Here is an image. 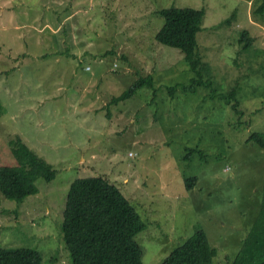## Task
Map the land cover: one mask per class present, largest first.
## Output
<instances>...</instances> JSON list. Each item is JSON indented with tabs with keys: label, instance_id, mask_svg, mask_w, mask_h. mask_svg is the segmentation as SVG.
Returning a JSON list of instances; mask_svg holds the SVG:
<instances>
[{
	"label": "rangeland",
	"instance_id": "1",
	"mask_svg": "<svg viewBox=\"0 0 264 264\" xmlns=\"http://www.w3.org/2000/svg\"><path fill=\"white\" fill-rule=\"evenodd\" d=\"M262 1L0 0V166L17 164L21 141L55 171L20 203L0 192V247L72 264L61 230L69 186L103 177L146 223L144 264L200 229L213 264H229L263 206L264 150L247 141L264 134ZM171 7L205 10L198 52L211 72L194 91L183 89L197 77L182 51L155 39ZM147 76L152 87L110 104Z\"/></svg>",
	"mask_w": 264,
	"mask_h": 264
},
{
	"label": "trees",
	"instance_id": "2",
	"mask_svg": "<svg viewBox=\"0 0 264 264\" xmlns=\"http://www.w3.org/2000/svg\"><path fill=\"white\" fill-rule=\"evenodd\" d=\"M254 13L264 15V0ZM164 24L155 35L161 44L179 48L197 78L191 80L185 91L203 86V71L210 74L209 64L198 52V34L203 30L205 10L166 8L159 10ZM226 20L223 23H226ZM246 35L242 32L241 37ZM241 39H244L243 37ZM245 46L248 43L245 42ZM152 77L136 80L122 95L110 104L118 105L132 99L144 87H152ZM177 87L169 88L174 94ZM237 102L234 91L227 96ZM2 105L0 102V111ZM236 113H240L236 111ZM264 150V134L252 133L247 139ZM16 165L0 166V192L8 200L20 203L38 192L36 181L50 182L55 178L54 168L35 155L21 141L13 148ZM186 181L190 190L193 181ZM251 229L243 239L229 264H264V192L263 206ZM146 228L140 213L120 189L103 177L81 178L73 181L67 193L61 230L72 264H144L143 248L136 235ZM214 248L203 229L198 230L183 244L166 255L161 264H213ZM41 253L31 247H0V264H41Z\"/></svg>",
	"mask_w": 264,
	"mask_h": 264
}]
</instances>
